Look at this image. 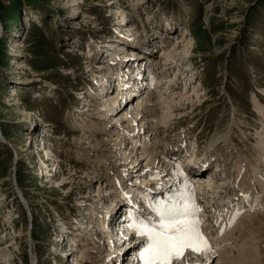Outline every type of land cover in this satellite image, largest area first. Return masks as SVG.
Wrapping results in <instances>:
<instances>
[{
  "label": "rangeland",
  "instance_id": "obj_1",
  "mask_svg": "<svg viewBox=\"0 0 264 264\" xmlns=\"http://www.w3.org/2000/svg\"><path fill=\"white\" fill-rule=\"evenodd\" d=\"M106 1L0 0V247L6 248L0 253V264H33V261L34 264H71L72 259L60 257L62 246L55 245L59 233L58 216L68 226L78 222L83 227L85 221L79 214L84 209H90L85 212L91 217L94 212L90 206L98 207L100 213L105 210V205L98 204L95 196L109 173L103 167L97 168L102 161L100 158L109 155L111 146L108 150H101L93 144L80 149L81 144L74 145V139L86 135L101 140L111 134L93 133L91 127H85L95 125L100 131L105 121H91L85 116V121L81 117L76 121L74 115L75 110L88 104L86 96L95 92L92 77L95 72L89 71L100 61L93 63L96 56L90 55L91 50L94 51L96 43L101 47L98 41L112 36L115 30H124L117 25L122 18L132 20L133 29L139 31L142 40L146 39L148 49H154L151 51L152 61L161 54L160 41L153 39L152 42L145 33L166 40L164 51L168 53L186 33L195 36L192 39L196 43L192 65H196L198 72L191 71L188 76L175 78L170 71L168 76L180 81L178 91L185 93L184 96L189 95L194 87L201 88L212 101L197 112V119H187L186 123L175 125V131H167L168 134L162 136L167 138V144H176L177 135L186 130L191 131L186 140L203 155L205 149L209 150V141L213 137L217 136L219 142L226 141L227 144L221 143L220 152L214 147L212 149L216 151L209 152L213 154L212 159H218L213 168L224 170L219 178L223 183L233 176L232 168L238 155H245L247 160L250 157V162L253 158L257 160L253 152L257 146V133L262 130V119L256 115L251 97H258L259 93L264 95V0H140V3L139 0H121L123 7L117 9L107 7ZM210 6L215 8L208 10ZM126 7L134 13L129 15ZM123 12L126 14L122 17ZM167 23L176 29L171 36L166 34ZM84 54L90 55L87 60L90 63H86ZM102 62L106 63L104 58ZM161 64H157V68L162 69ZM68 71L71 73L67 74ZM80 92L84 94L79 95ZM222 95L223 100L220 99ZM104 97L99 94L96 101ZM90 101V110L99 105L93 99ZM84 124L85 128H82ZM35 125L36 130H33ZM245 125L249 127L246 131L239 130ZM227 126L232 129L230 137L235 144L224 137L222 139L221 133L226 132ZM39 136L43 138V148H49L52 155L59 158L57 163L46 164L50 166L46 173L50 174L48 180L51 183L36 177L44 164L41 161L46 159L43 157L45 153L41 154L36 148L42 147L38 144ZM230 149L233 155H229ZM114 153L110 155L115 160ZM107 159L106 163L114 164L111 158ZM230 159L234 161L230 162ZM94 177L99 180L95 182ZM60 180L69 182L64 189L57 187L60 183L56 185ZM213 192L208 190L207 197H215L214 203H218V194ZM85 199L90 205L76 210ZM95 236L83 237L92 242ZM87 245H83L81 257L88 256ZM107 250L102 249L101 258L109 255Z\"/></svg>",
  "mask_w": 264,
  "mask_h": 264
},
{
  "label": "bare ground",
  "instance_id": "obj_2",
  "mask_svg": "<svg viewBox=\"0 0 264 264\" xmlns=\"http://www.w3.org/2000/svg\"><path fill=\"white\" fill-rule=\"evenodd\" d=\"M77 5H79V3L75 6ZM106 5L109 8L117 9L118 7H123V2L121 0H107ZM214 8L215 7L210 6L208 10ZM125 9L128 10L129 15L130 13H134L129 11V9H131L129 7H126ZM125 14L126 13L123 12L122 17L125 16ZM122 20L123 21L119 22L117 25H119L118 27H123L124 30H121L120 28L114 32L121 35L122 39L128 40H125L127 44L123 43L124 40L114 41L112 44H115L116 46L110 43L107 44L101 42L102 45L99 47V51L102 52V54L105 52L106 56H109L110 59L105 60L106 63H104L102 62L103 58L94 57L95 60L97 59L100 62L95 68H92L89 71L92 73L95 72L94 76H92L93 81L99 85L98 94L91 96L94 101H96V97L99 96V94L102 95L107 91L109 92L113 86L116 91L113 90L110 92L111 94L105 96L102 100L100 99L96 101L97 103L99 102V105L92 106L93 109L91 110L88 108L90 107L89 104H91L89 99L87 100L88 102H86L88 104L84 105L81 110H75L74 120L76 121H78V117H81V120H84V116L91 121L94 119L100 120V122H106L107 120L110 121L108 124H106L107 122H103V128H101L100 131H98V127H94L95 125L85 126L84 124L82 125V128L91 127V130L94 131L93 133L106 134L107 132L111 135L106 139L101 140H94L91 136L84 135L85 137L83 136L74 139L76 142H73L74 145L81 144L79 148L83 149L86 146H93V144H95L94 147H99L101 150H108V146H111V151L109 150V155L105 151L107 155H102V159L100 158L102 161L97 168L102 169L103 167L109 173L106 179L104 178L105 180L102 178L103 182L100 181L101 186L97 190V196H95V200L98 204L105 205V210L100 213L97 209L98 207L94 208V205L90 206L89 208H92V211L94 212L91 218L95 223L92 222L94 223L92 224L90 222L89 225H83V227L76 224L77 228L75 227V230L77 233L72 235V240L69 239L67 235L63 234L59 237L62 245L65 244L64 240L65 242H68V240H71L70 242H72L74 237H78L79 235L80 237L84 235L90 237L91 234H93V236L96 234V239L92 240V242L89 238L83 237L84 239L81 240V244L84 246L88 244L87 246L89 249L86 251L88 256L84 255L81 257V252H78L76 249L69 256V259H72L71 264H128L126 263L127 260L124 259L125 250L120 251L119 247H114L112 245L110 242V233H108L106 228L101 225L107 221L106 216H109L111 223H114V221L117 220L118 212L121 209L120 207L125 204L127 200L126 197L132 188L136 186V182H140L138 183V187L141 195L134 197L133 202L140 208H142L141 206L144 203H174L177 202L180 196L187 195L189 192H191L194 197L195 205L199 207V204H202V197L205 196L207 208L206 211H204L205 214H203L204 223L201 225V229L212 246V252L207 256H196L188 253L186 254L188 259L182 261L181 264H264V95L259 93L258 97H251L253 102H255L254 109L257 112L256 115L261 116V124L263 125H261V132L257 133L258 138H255L257 146L253 153H255L257 160L253 158V161L251 160L252 162H250V157H247L249 158V160H247L245 155H238L234 167L232 166L233 176L228 178L227 183H223V179H219L224 170H219L220 173L215 172V176H211L208 170L209 158L206 154L215 150L212 149L213 147L219 151L220 148H222L221 143L227 144L224 140L219 142V139H217L216 136L209 141V150L205 149V154L203 156L195 157L194 160L187 157L189 158V172L183 177L178 175L186 164L185 161L181 159L176 161V158H174L177 156V150H180L181 148L183 149L180 152L182 157L185 152L194 153L193 149H188V146L192 148L194 144L186 140L191 131L188 132L186 128L184 129L186 130L185 133H178L179 135L175 134L179 136L177 137L176 144H167V138H163L162 136L166 133L168 134V132L175 131V125L177 127L180 123L184 124L187 122V119H197L199 115L197 112L201 110L206 103L212 101L211 97H208V93L204 90H200L201 88L197 90L194 87L189 95L184 96L185 93L178 91V88L180 89L181 86V83H179L180 81H178V79H175V81L174 79H169L170 77L168 76L170 71H172V76H175V78L183 77L191 71L198 72L197 69H195L196 65H192L195 57L193 52L196 46L195 41L193 42L192 39H195V36L191 35L192 33L190 32L186 33L183 35V39L176 41L175 46L170 49L168 53L166 50L164 51V47H166L164 43L167 42L166 40L159 38L158 35H156L155 38V34L149 35V33H145V36L150 38L152 42H154L153 39L160 41L158 45L161 48L158 49L161 54L156 56V61H152L153 54L151 51L154 49L151 51L148 49L146 46V39L142 40L139 31L133 29L132 26H134V22L132 20H127V18H122ZM124 20H126V22ZM153 30L156 31L158 29L154 28ZM175 32L176 29L172 27L170 28V31L166 30L167 35L174 34ZM102 47L105 49L102 50ZM90 58L88 59L86 54H84L86 63H90L87 61L90 60ZM161 62L162 69H159L157 68V66L159 67L157 64ZM21 68L22 67L20 66V69ZM196 72L194 74H197ZM68 73L71 72L68 71L67 74ZM97 76L98 78H96ZM182 90L185 91L186 88L183 87ZM83 94L84 92L79 93V95ZM12 95L16 96L13 92ZM220 99L223 100V95ZM124 109L126 111H124ZM38 122L41 124V121ZM247 122L250 124L249 120H247ZM43 124L44 123H42V125ZM36 127L37 126L35 125V129L33 128V130H36ZM248 128L249 127L245 125L242 129L240 127L239 130L246 131ZM231 132L232 129L228 127L225 133H221L222 139L224 137L227 141H232L235 144L232 139L233 137H230ZM196 141L198 140L196 139ZM31 143L32 142H30V144L28 143V149H30L29 147L31 146ZM196 143L197 142H195V144ZM36 148H38V152L45 153L46 155L43 156L46 157V159L45 162L41 161L44 164L39 168V174H36V177L44 178L46 181L45 183H51V181L48 180L50 174L46 173V169L50 166H46V164L51 162L48 158L52 156V153H50L47 148L40 149V146ZM113 148H115V150H113ZM233 148L236 147L233 146ZM231 149L229 155H233ZM112 152H115V160L112 159L113 155H110ZM76 153H79L78 150ZM93 153H96V151ZM200 153L203 154V152ZM204 157L205 160L202 159ZM94 158H97L98 160L96 155ZM107 158H111L114 164H110V162H108L109 164L106 163L108 160ZM215 158L217 159V157ZM231 160L234 161L233 159H230V162ZM52 162L57 163L59 161L55 160ZM121 162H123V164H121ZM95 163H97L96 160ZM54 166L55 165L53 164V167ZM206 171H208V173ZM206 174L208 178L204 181L202 178L204 179ZM190 175L195 177L193 182L190 180ZM217 176L218 180H216ZM52 177L54 178V176ZM94 179L95 182L96 180H99L97 177H94ZM71 181L74 182V179ZM68 183L60 180L56 185L59 184L57 187L64 189ZM185 185H187V187H185ZM214 186L217 188L214 189ZM101 187L104 188L102 189ZM194 187L196 188L195 191H193ZM76 190L79 192V187H77ZM208 190H213L214 192L212 194L215 193L214 195L219 193L217 192L218 190H223L225 196L221 199L225 198L227 203L230 204V212H226L224 209H218V203H214L215 197L213 198L210 195L207 197ZM72 193L73 192L69 194ZM235 197L238 199L236 203L233 202ZM240 198H242V200H240ZM83 201L84 202L80 207L76 208V210H82L83 207L90 205L88 200L85 199ZM120 201H122V204L117 203ZM243 203H245V205ZM247 209L249 210L248 212H246ZM236 210L240 212L239 217L236 216ZM214 211L223 214L227 213L224 224H221L222 221H219L218 226L216 227L209 225L211 223L217 224L216 217L213 216ZM133 213H135V211H133ZM200 214L201 211L197 213L198 219ZM233 216L235 217L233 218ZM148 217L155 220L153 218V213ZM156 219L158 218L156 217ZM84 226L87 227V229H85ZM123 226L121 231L125 234V227ZM101 227L104 228V234L96 231V228L101 230ZM141 247L142 241L138 238L132 246V251H137V253H139ZM5 249L6 248L4 247H0V253L2 254ZM102 249H108L107 254L109 255L101 258L100 254L102 253ZM92 253L93 255L90 256ZM96 257H100L101 259ZM130 260L134 261L135 259L131 258ZM129 264L138 263L135 260V262H129Z\"/></svg>",
  "mask_w": 264,
  "mask_h": 264
},
{
  "label": "snow or ice",
  "instance_id": "obj_3",
  "mask_svg": "<svg viewBox=\"0 0 264 264\" xmlns=\"http://www.w3.org/2000/svg\"><path fill=\"white\" fill-rule=\"evenodd\" d=\"M178 175L184 176L183 172ZM149 208L158 219L133 215L130 224L142 241L138 253L141 264H181L188 259V253L207 256L212 252L201 229L204 222L197 218L201 209L195 205L191 192L180 196L177 202H158Z\"/></svg>",
  "mask_w": 264,
  "mask_h": 264
}]
</instances>
